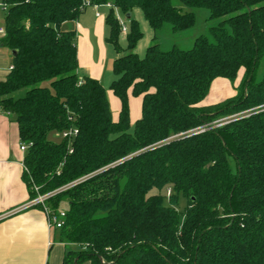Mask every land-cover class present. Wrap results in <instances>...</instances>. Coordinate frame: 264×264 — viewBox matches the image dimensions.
Here are the masks:
<instances>
[{"label":"trees","instance_id":"trees-1","mask_svg":"<svg viewBox=\"0 0 264 264\" xmlns=\"http://www.w3.org/2000/svg\"><path fill=\"white\" fill-rule=\"evenodd\" d=\"M88 1L109 5L115 122L101 83L78 76L77 35L63 29L87 8L83 0H5L0 12V43L15 52L0 82V111L27 146L29 200L37 188L55 193L46 200L51 210L67 203L54 233L64 249H76L65 250L62 264H264V70L255 76L264 59V0H178L217 24L189 50L153 43L143 58L130 18L120 46L116 12L140 9L154 32L188 30L194 13L172 0ZM240 70L236 96L199 106L215 79L234 82ZM129 93L141 98L132 132ZM50 133L61 141H49ZM152 189L169 191L171 204L182 197L184 214Z\"/></svg>","mask_w":264,"mask_h":264},{"label":"crops","instance_id":"crops-1","mask_svg":"<svg viewBox=\"0 0 264 264\" xmlns=\"http://www.w3.org/2000/svg\"><path fill=\"white\" fill-rule=\"evenodd\" d=\"M90 7L92 12L84 14L85 9L77 22L65 24L63 29L75 31L77 35L78 76L89 77L102 85L103 64L109 46L105 41L108 30L104 22L108 8ZM0 18L1 42L4 35L2 15ZM11 66V51L0 43V82L5 80ZM243 73L244 70L238 72L232 86L226 79H215L211 83L207 98L199 106L216 105L236 96V88ZM221 87L228 89V92L222 97L211 99V94ZM107 99H110L108 95ZM131 101H136L135 111H132ZM111 102V117L114 121L113 112L118 118L120 103L118 105L114 100ZM128 103L130 124H133L141 114V98H133L129 93ZM19 144L17 124L10 116L0 111V216L17 210L10 217L0 220V264H62L64 246L56 243V234L48 228L45 214L38 209L25 208L30 200L26 183L22 179L24 153L20 151Z\"/></svg>","mask_w":264,"mask_h":264},{"label":"rangeland","instance_id":"rangeland-1","mask_svg":"<svg viewBox=\"0 0 264 264\" xmlns=\"http://www.w3.org/2000/svg\"><path fill=\"white\" fill-rule=\"evenodd\" d=\"M172 4L174 7H177L181 9L182 13H188V12H193L195 16V23L192 28L181 31V32H173L168 25L162 26V28L156 32H154L148 22L146 21L142 11L140 9H134L131 14H130V20L136 21L138 24L139 30L142 34L140 40L138 41L136 48L134 52L137 53L139 58H143L146 53V49L152 45L153 43H157L160 46V49L162 51H169L172 47H176L180 50H189L192 48L194 40L201 36V35H207L208 34V28L212 27L217 24V22H210L208 20V12L202 9H189L185 6H183L181 3L178 2V0H172ZM102 11H106L102 9ZM92 12L91 7H87L85 10L84 14H88ZM4 13H0V16L2 15L3 17ZM117 18L125 24V26L128 28V21L124 15H122L119 12H116ZM1 21V18H0ZM119 43L122 48H125V39H124V34L122 33L119 38ZM96 57V56H95ZM116 58V54L111 46L107 47V52L104 60V67H103V80H102V86L105 89L107 95L109 96L110 99L109 105H110V112L111 109H113V104L111 101L114 100L116 104L119 105V102L116 97L112 95V92L110 91V84L114 79L113 72H112V64L113 61ZM96 61V59H95ZM264 70V59L259 63V66L256 70V81L260 80L262 73ZM229 82V84L232 86L234 82ZM234 91V89H233ZM228 92V89L224 90L223 87L216 89L212 94H211V99H216L219 97L224 96L225 93ZM24 95V92L21 91L17 93L14 97L15 98H21ZM207 98V96H206ZM205 98V99H206ZM204 99V100H205ZM203 100V101H204ZM131 106H132V111H135L134 104L135 102L131 101ZM230 119H233V117H229ZM235 118V117H234ZM113 119L114 121L117 120V116L115 112H113ZM136 118H132L134 120ZM133 124H131V130L133 128ZM61 136L57 133H50L48 135V140L58 143L61 141ZM150 195H160L163 199V203L165 206H171L174 208L178 213L181 215L184 214V211L186 209V201L182 198L179 197L177 202L175 204H171L169 200V195H167V192L165 189H162L158 191L157 189H152L149 193ZM62 210L66 211L67 210V203L64 201L61 205ZM58 242V238L56 235V243ZM55 243V244H56ZM76 249L75 247L72 246H67L65 247V250H74Z\"/></svg>","mask_w":264,"mask_h":264},{"label":"built area","instance_id":"built-area-1","mask_svg":"<svg viewBox=\"0 0 264 264\" xmlns=\"http://www.w3.org/2000/svg\"><path fill=\"white\" fill-rule=\"evenodd\" d=\"M83 4H84V6L89 7L90 2L88 0H83ZM7 7L8 6L5 2V0H0V12H5ZM106 7L109 8V5H107ZM96 16H98V14ZM119 24H120V28H121V33L125 34L127 31V27L120 20H119ZM11 69H12V67L9 70H11ZM229 120H230V118L220 120L219 122L215 123V126L216 127L222 126V125L226 124L227 121H229ZM74 134H76L75 131L68 133V135H74ZM66 136H67V134H63V137H66ZM19 149L21 152L24 153L27 149V146L20 143ZM33 191L36 193V197L34 199L30 200L25 208H33L35 206H41L42 212L45 214V216L47 218L48 228L51 230L60 229L64 224L65 211H63V210L53 211L46 205V200L48 198H50L51 196H53L55 193H48L45 195H39L37 188H34ZM167 195H169V191H167ZM16 212H17V210L11 211L7 214H4V215L0 216V220H3V219L10 217L11 215L15 214Z\"/></svg>","mask_w":264,"mask_h":264},{"label":"water","instance_id":"water-1","mask_svg":"<svg viewBox=\"0 0 264 264\" xmlns=\"http://www.w3.org/2000/svg\"><path fill=\"white\" fill-rule=\"evenodd\" d=\"M126 18L129 19L130 15H127ZM11 56L14 57L15 56V52H11ZM73 264H77V260L76 259L74 260Z\"/></svg>","mask_w":264,"mask_h":264}]
</instances>
